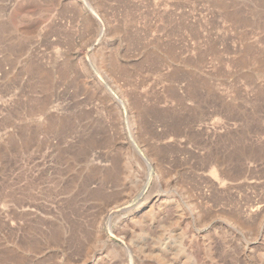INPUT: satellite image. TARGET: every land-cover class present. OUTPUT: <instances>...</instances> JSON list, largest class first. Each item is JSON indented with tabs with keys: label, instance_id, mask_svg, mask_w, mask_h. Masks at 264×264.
Segmentation results:
<instances>
[{
	"label": "rangeland",
	"instance_id": "obj_1",
	"mask_svg": "<svg viewBox=\"0 0 264 264\" xmlns=\"http://www.w3.org/2000/svg\"><path fill=\"white\" fill-rule=\"evenodd\" d=\"M164 263L264 264V0H0V264Z\"/></svg>",
	"mask_w": 264,
	"mask_h": 264
},
{
	"label": "bare ground",
	"instance_id": "obj_2",
	"mask_svg": "<svg viewBox=\"0 0 264 264\" xmlns=\"http://www.w3.org/2000/svg\"><path fill=\"white\" fill-rule=\"evenodd\" d=\"M169 230H170V233H169L170 235L168 237H165V238L168 239V241H170V242H171V240H173L174 241V245H175V249H176L175 251H180L181 255L184 257L185 254H183L184 253L183 252L184 247H183V244H182V239H183L182 233L181 232L180 233H176L175 231L178 230V229H176V230L173 229L172 230L171 228H169ZM165 238H163L162 236H161V238L157 237V242H161L160 244L162 246L163 245V239H165ZM164 264H166V263H164Z\"/></svg>",
	"mask_w": 264,
	"mask_h": 264
}]
</instances>
